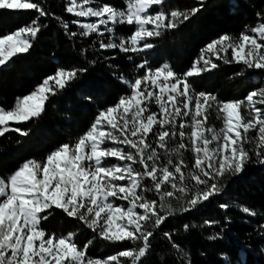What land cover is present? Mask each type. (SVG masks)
Here are the masks:
<instances>
[{
  "label": "snow or ice",
  "instance_id": "6c2138e0",
  "mask_svg": "<svg viewBox=\"0 0 264 264\" xmlns=\"http://www.w3.org/2000/svg\"><path fill=\"white\" fill-rule=\"evenodd\" d=\"M204 3L199 0L198 7L180 10L167 6L168 0H125L123 8L102 0H68L65 11L89 22L71 21L82 29L79 33L71 31L67 22L63 27L71 37L95 34L102 50L138 53L154 47L150 38L179 29ZM5 9L34 10L38 16L0 38V66L28 53L41 31L40 17L53 15L34 0H0V10ZM256 15L262 17L260 12ZM123 25L134 26L127 38L116 35L117 26ZM250 32L238 38L223 34L211 41L182 75L167 63L156 68L147 61L136 65L143 75L131 80L120 77L130 94L100 110L75 144L63 143L44 162L26 160L0 176V264H126L127 260L142 264L150 250L152 229L166 222L176 207L182 212L195 210L242 177L250 164L264 165V108L257 107L264 105V86L253 88L243 99L220 101L213 94L196 92L188 82L189 77L218 67L205 53L264 74V43L260 42L264 41V18ZM85 72L86 68H58L30 94L17 98L10 109L0 106V136L9 131L28 135V130L10 127V122L38 118L49 95H56ZM242 74L243 69L236 73ZM153 102L159 113L149 110ZM213 109L223 119L219 130L207 127ZM186 151L192 153L194 163L186 162ZM109 158L117 163H109ZM114 200L127 204L117 205ZM54 209L83 221L104 241L133 242L135 247L105 258L88 256L91 240L80 248L75 233L50 235L42 228ZM242 211L255 215L248 208ZM260 227L264 230V224ZM164 235L171 240L170 233ZM172 247L178 248L175 243ZM221 258L230 264L223 254Z\"/></svg>",
  "mask_w": 264,
  "mask_h": 264
},
{
  "label": "trees",
  "instance_id": "16d2710c",
  "mask_svg": "<svg viewBox=\"0 0 264 264\" xmlns=\"http://www.w3.org/2000/svg\"><path fill=\"white\" fill-rule=\"evenodd\" d=\"M34 2L42 3L46 11L53 15L40 17L41 31L32 40L28 53L13 57L6 66L0 67V106L10 109L17 98L30 94L58 68H86L87 72L58 90L56 95H49L38 118L11 126L28 130V135L9 131L0 136V176L13 172L26 160L44 162L47 155L63 143L75 144L90 129L100 110L115 105L121 96L130 94L120 77L122 75L131 80L143 75L136 65L147 61L156 68L167 63L182 75L198 60L201 50L208 43L223 34L233 38H238L242 32L252 35L250 28L264 18V0H205L201 10L189 21L177 30L155 37L150 41L154 47L138 55L119 49L102 50L95 34L90 37L69 36L64 30V23L69 24L71 31L79 33L82 29L71 21L84 20L65 11L68 0ZM102 2L118 8H123L125 4V0ZM167 6L185 10L198 7L199 0H168ZM258 12L262 14L261 18L257 17ZM37 16L34 10H0V38L15 33ZM133 31L134 26H117L116 35L127 38ZM212 60L217 68L188 78L196 92L213 94L220 101H231L243 99L253 88L264 86V74L240 64ZM242 69L243 74L236 75ZM207 127L217 130L223 127V119L218 117L215 109L209 114ZM184 156L188 164L194 163L191 152L186 151ZM148 195L151 197L153 194ZM173 204L177 202L173 201ZM221 204H228L229 207L222 209ZM243 208L250 209L255 215L244 213ZM206 220L213 223L205 224ZM262 224L264 165L250 164L244 175L229 182L220 195L189 212H182L176 207L166 222L158 229H152L154 235L150 238V250L142 259V264H182L183 261L190 264H226L222 254L230 264H240L241 259L244 264H264ZM184 225H189L188 230L184 229ZM148 227L151 229V224ZM42 228L50 235L75 233L74 238L80 248L91 240L87 255L93 258H105L135 247L133 242L104 241L83 221L68 217L61 209L52 210L42 221ZM165 232L170 233L171 240L165 237ZM213 235L218 238L209 240L208 237ZM173 243L178 248H173ZM181 252L187 253V256L181 255ZM126 264H131L130 260Z\"/></svg>",
  "mask_w": 264,
  "mask_h": 264
},
{
  "label": "rangeland",
  "instance_id": "374dc122",
  "mask_svg": "<svg viewBox=\"0 0 264 264\" xmlns=\"http://www.w3.org/2000/svg\"><path fill=\"white\" fill-rule=\"evenodd\" d=\"M91 20H94L95 18H90ZM82 20H84L83 22H89L88 20H85L84 18H82ZM155 37H153V38H150V41L152 40V39H154ZM149 49H145L144 51H141V52H138V53H136V52H134V53H136V54H138V55H142L144 52H147ZM205 55L206 56H210L211 57V59H213V58H215L214 56H211V54L210 53H205ZM201 65H202V63H201ZM1 67V66H0ZM50 84L52 85V86H56L55 84H54V82H50ZM16 102V101H15ZM15 102H14V104H15ZM13 104V105H14ZM263 106L264 105H257V107H262L263 108ZM13 107V106H12ZM149 110L150 111H155V112H157V113H159V109H158V106L153 102L152 104H150V106H149ZM22 123H24V122H22ZM16 123H14V122H10V127L11 126H13V125H15ZM21 124V123H20ZM108 146H112L111 145V143L109 142V144H108ZM109 163H117V161L115 160V158H109V161H108ZM123 202V203H122ZM114 203H116L117 205H120V204H127V202L126 201H115L114 200ZM126 206V205H125Z\"/></svg>",
  "mask_w": 264,
  "mask_h": 264
}]
</instances>
